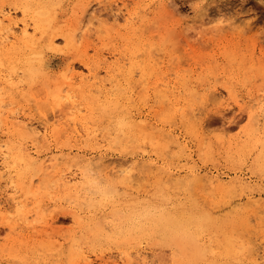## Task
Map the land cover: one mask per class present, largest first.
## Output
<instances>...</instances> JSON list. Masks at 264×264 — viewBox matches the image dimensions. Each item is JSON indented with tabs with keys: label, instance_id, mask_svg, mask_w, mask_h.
<instances>
[{
	"label": "rangeland",
	"instance_id": "374dc122",
	"mask_svg": "<svg viewBox=\"0 0 264 264\" xmlns=\"http://www.w3.org/2000/svg\"><path fill=\"white\" fill-rule=\"evenodd\" d=\"M13 2L0 0V5L18 26L39 18ZM31 2L39 12L42 6L53 9L49 15L58 30L38 33L41 66L25 71L0 65L3 76L19 78L18 88L2 96L0 108L26 114L41 132L35 137L28 128L26 139L15 126L0 128V141L23 142L35 157L38 151L42 158L64 154V161L102 158L113 172L91 170L66 192L58 171H35L32 186L19 189L22 177L1 165L6 214H0V264H87L84 254L93 264H264V205L248 202V195L264 198V0ZM89 14L94 22L84 32L80 26ZM66 32L81 36L69 43ZM50 38L57 47L51 49ZM68 67L78 78L65 91L74 89L84 104L73 113L52 98ZM81 76L88 83H106L104 93L83 91ZM120 114L133 118L132 127L118 125ZM134 157L139 166L129 183L118 170ZM190 169L199 176L219 173L225 181L239 176L248 184L221 191L172 179ZM16 197L26 203L23 208ZM24 209L30 210L28 217ZM75 215L84 218L76 221ZM185 225L202 228L197 236L166 230ZM128 227L147 228L130 236ZM137 252L148 255L149 262L134 258Z\"/></svg>",
	"mask_w": 264,
	"mask_h": 264
},
{
	"label": "bare ground",
	"instance_id": "6f19581e",
	"mask_svg": "<svg viewBox=\"0 0 264 264\" xmlns=\"http://www.w3.org/2000/svg\"><path fill=\"white\" fill-rule=\"evenodd\" d=\"M32 1H34V0H32ZM45 1V0H44ZM14 3V2H13ZM16 3V4H15ZM14 4L15 5H19L20 7H22V9H23V11H24V13H26L27 15H29V13L31 14V12H32V15H30V16H33V14L36 16H39V18L37 19V18H35L34 16L33 17H30V18H28V19H31L32 21H29V20H25L27 17H25V23L23 24V26H18L17 25V22H15L14 20H13V16H12V13H11V11L10 10H8L7 11V8H5L4 7V5L3 4H1L0 5V65H4V66H6V67H8V68H11V69H17L18 67H20V68H22L23 70H25V71H30V70H33L34 69V67L35 66H41L42 65V61H41V55H43L42 54V52L41 51H39L38 50V45H37V41H40V40H38V33H40L41 34V36H43V35H48L49 34V31H55V29L57 28V26H56V24L54 23V21L51 19L52 17H53V15L52 16H50L51 15V12H52V4L50 5L51 6V8L49 9V8H47V9H49V10H51V11H48V10H46V8H45V6H42L43 8H42V10H41V12H39V9H38V6H36V8H37V10H34V9H36L35 7H34V9H33V5H32V2H31V0H16V2H15ZM38 3V2H37ZM36 3V4H37ZM44 3V2H43ZM43 3H41V5L43 4ZM51 3V2H50ZM49 3V4H50ZM35 4V3H34ZM40 4V3H39ZM46 4H47V1H46ZM41 5H40V7H41ZM48 5V4H47ZM35 6V5H34ZM49 6V7H50ZM88 6V5H87ZM18 7V6H17ZM47 7V6H46ZM89 7V6H88ZM45 9V10H44ZM80 10H82V9H80ZM86 10V8L83 10V14H85V12H87V10ZM22 11V12H23ZM50 12V13H49ZM23 13V14H24ZM54 13H55V10H54ZM91 13V12H90ZM50 14V15H49ZM56 15V14H55ZM89 16V17H88ZM87 17H86V15L84 16V24L83 25H81L80 26V28L84 31V32H87V31H89L90 29H92L91 28V25L93 24V22H94V15H92L91 16V14H89ZM80 17H82L81 15H80ZM54 18V17H53ZM87 19V20H86ZM47 21V22H46ZM79 22V21H78ZM83 22V21H82ZM220 22H222V21H220ZM72 23V22H71ZM73 25V24H72ZM75 26V25H74ZM74 26H73V28L72 29H74ZM77 26V25H76ZM75 26V27H76ZM32 28V30H30ZM20 29V32H21V34H17V31ZM75 29H77V28H75ZM56 30H58V29H56ZM60 30V29H59ZM81 30V31H82ZM53 31V32H54ZM71 31V30H70ZM69 32V31H68ZM72 33L73 32H75V31H71ZM62 33V34H64L65 35V39L70 43L71 42V40H75L74 42H77L76 40H78V38L81 36H79L77 39L75 38V36L74 35H72V33ZM56 33V32H55ZM79 33H81V32H79ZM79 33H77V34H75V35H77L78 36V34ZM57 34H59V33H57ZM61 34V33H60ZM74 34V33H73ZM53 34H51V36H52ZM55 36V35H54ZM53 36V37H54ZM45 37V36H44ZM41 38V37H40ZM46 38H47V36H46ZM49 38V37H48ZM47 38V39H48ZM54 38H56V37H54ZM54 38H50V41H51V46H52V44L54 43ZM65 40V41H66ZM56 42V41H55ZM69 43H68V45H69ZM56 43H54L53 44V46L51 47V49H53V47H54V45H55ZM72 44H74V43H72ZM71 44V45H72ZM56 46V45H55ZM39 47H40V45H39ZM44 47H45V45H44ZM57 47V46H56ZM41 48V47H40ZM43 48V47H42ZM41 48V49H42ZM47 48H50V47H47ZM41 53V55H39ZM43 53H44V50H43ZM44 57V56H43ZM47 57V56H46ZM44 61V60H43ZM49 63V62H48ZM84 63H86V62H84ZM86 65H89L88 63H86ZM124 65V64H123ZM45 67V66H44ZM37 69H39L38 67H36ZM90 68V67H89ZM48 69H50V68H48ZM47 69V70H48ZM13 70V71H14ZM67 70V69H66ZM65 70V71H66ZM90 70H92L91 68H90ZM107 70V72H109L110 71V69L109 68H107L106 69ZM43 72V70H41V73ZM112 72V71H111ZM113 72H114V70H113ZM44 73H47V72H45V70H44ZM50 74V73H49ZM61 74H63L62 72H61ZM113 74V73H112ZM91 76H92V74H90ZM94 75V77L96 78L97 76H96V74H93ZM47 76V75H46ZM53 76V75H52ZM57 76V75H56ZM48 77H49V75H48ZM82 78H81V82L83 83V84H86V86L85 87H82V86H84L83 84H82V86H81V88H84V90L83 91H90L89 93H91V91H96L95 93H97V92H99V93H104V86H105V84H104V82H103V84L104 85H98V84H96L97 83V81H96V79H95V81H93V82H87V79H85L84 80V78H83V76H81ZM77 78H78V75L76 74V72L75 71H72L71 70V68H69L68 67V70L66 71V72H64V74H63V80L61 81V83H59L58 85H56L55 87V89H53L54 91H53V95H52V98H53V96H54V98L59 102V105L62 107V104H64V103H67V105H68V107H69V111L68 112H71V113H73V112H76V110H82V105H84V104H80L79 103V101H77L76 99V95L77 94H75L73 91H74V89L72 90V88L71 89H69L68 91H65L66 90V87H71V86H74V82H75V80H77ZM17 79H19V78H17ZM17 79H15V76H11L10 75V77H5V76H3L2 74H1V71H0V97H1V99L0 100H2L3 99V97L2 96H5V95H7V94H10L11 93V91H12V89L14 88V86H17L18 85V82L16 81ZM49 79H51V78H49ZM56 79V78H55ZM61 79V78H60ZM23 80V79H22ZM54 80V79H53ZM20 81H21V79H20ZM101 81V80H100ZM99 81V82H100ZM13 87V88H12ZM21 87V86H20ZM18 88V87H17ZM16 87L14 88V89H17ZM74 88V87H73ZM76 88H77V86H76ZM22 89V88H21ZM82 90V89H81ZM20 91V90H19ZM51 92H52V90H51ZM106 92V91H105ZM76 93H77V91H76ZM78 93H79V91H78ZM84 93V92H83ZM94 93V94H95ZM93 94V93H92ZM106 94V93H105ZM104 94V95H105ZM109 94V93H108ZM84 95H86V94H84ZM11 96V95H10ZM96 96H101L100 94L98 95H96ZM107 96V95H106ZM79 97V96H78ZM105 97V96H104ZM103 97V98H104ZM11 98H13V97H11ZM93 98V97H92ZM92 98H91V100H92ZM116 98V97H115ZM114 98V99H115ZM264 98V97H263ZM109 99V98H108ZM10 100V99H9ZM97 100V99H96ZM5 101V100H4ZM57 101H53V102H55V103H57ZM100 101V100H99ZM99 101H96V103L97 102H99ZM1 102V101H0ZM115 102H117V101H115ZM54 103V104H55ZM93 103V102H92ZM92 103H91V105H92ZM111 103V102H110ZM90 104V103H89ZM109 104V103H108ZM115 104H118V103H115ZM8 105V104H7ZM56 106H58V103L57 104H55ZM65 105V104H64ZM66 105V106H67ZM90 105V106H91ZM94 105H96V104H94ZM105 105V104H104ZM113 105H114V103H113ZM122 105V104H121ZM99 106V105H98ZM112 106V105H111ZM120 106V105H119ZM2 107V106H1ZM102 107V106H101ZM4 108V107H3ZM3 108H0V128H2V129H4V128H11V127H13V126H15V127H17V129H18V131L20 132V133H22V135L25 133V136H26V134H27V130H28V128L29 129H31L32 130V132H33V134L35 135V137L39 134V132H41L40 131V127H39V125H34L33 126V123L31 122V120L30 121H28L29 119H30V117H28L26 114H24V113H21L20 111H18V110H11V111H7V110H4ZM60 108V107H59ZM63 108H65V107H63ZM62 108V109H63ZM83 108H84V106H83ZM86 108V110H87V107H85ZM96 108V106L94 107V109ZM98 108V107H97ZM121 108V107H120ZM6 109V108H5ZM102 109H104L103 107H102ZM60 111H61V109H60ZM91 110L89 109V112H90ZM66 112H67V110H66ZM92 112V111H91ZM93 112H95V111H93ZM117 112V111H116ZM61 113V112H60ZM78 113H79V111H78ZM78 113H77V116H78ZM85 113V112H84ZM121 113V112H120ZM123 113V112H122ZM121 113V114H122ZM62 114H64V113H62ZM61 114V115H62ZM81 114H83L82 112H81ZM111 114V113H110ZM110 114H108V115H110ZM120 114V116H122ZM67 115V114H66ZM101 115V114H100ZM108 115H107V117H108ZM113 115V114H112ZM115 115V114H114ZM132 115V114H131ZM253 115H254V112H253ZM60 116V115H59ZM72 116H74V115H72ZM84 116V115H83ZM103 116V115H102ZM116 116H117V114H116ZM115 116V117H116ZM129 116V115H128ZM249 116L251 117L252 116V113H251V111H250V113H249ZM12 117V119H10ZM52 117V116H51ZM64 117V116H63ZM67 117V116H66ZM70 117H71V115H70ZM69 117V118H70ZM82 117V116H81ZM91 117V116H90ZM89 117V118H90ZM113 117V116H112ZM111 116H110V118H112ZM118 117H119V115H118ZM117 117V118H118ZM130 117V116H129ZM50 118V117H49ZM49 118L48 117H46V119H48L49 120ZM86 118H88L87 116H86ZM101 118V117H100ZM77 118L76 117H71V122H72V124H73V122L75 123V126H76V128H79V127H77V123H78V121L76 120ZM252 119V118H251ZM68 120V119H67ZM78 120H79V117H78ZM86 120V119H85ZM116 120H119V119H116ZM79 121H81V120H79ZM132 121H133V118H132V120H131V118H128L127 117V114H126V116L125 115H123L122 117H120V120L118 121V125L120 126V127H130L131 125H132ZM40 122V121H39ZM66 122V121H65ZM70 122V121H69ZM71 122H70V124H71ZM82 122V121H81ZM114 122V121H113ZM63 123V122H62ZM137 123V122H136ZM41 124H43L44 126H46V121H44V120H42V123ZM69 124V123H68ZM69 124V125H70ZM117 124V123H116ZM62 125H64V124H62ZM67 125V124H66ZM66 125H64V126H66ZM64 126H62V127H60L61 129L62 128H64ZM71 126V125H70ZM137 126V125H136ZM132 127V126H131ZM46 128H47V126H46ZM69 128V127H68ZM68 128H67V131H70V130H68ZM76 128L74 127V130L73 131H76ZM88 128V127H87ZM15 129V128H14ZM84 129H85V126H84ZM89 129V131H90V128H88ZM88 129L87 130H85V131H87V134L89 133V131H88ZM92 129V128H91ZM64 130V129H63ZM80 130V129H79ZM17 131V132H18ZM64 131H66V130H64ZM66 131V132H67ZM92 131V130H91ZM13 132H14V130H13ZM71 132V131H70ZM78 132V131H77ZM68 133V132H67ZM72 134L74 133V132H71ZM93 133H95V132H93L92 131V134ZM96 133H97V131H96ZM96 133L94 134L95 136L94 137H96ZM74 134H76V133H74ZM40 135V134H39ZM70 135V134H69ZM25 136H23V138L25 137ZM93 136V135H92ZM39 137V136H38ZM28 137L26 136V139H27ZM33 139H35V138H33ZM24 140H25V138H24ZM30 140H32V139H30ZM35 142H37V140H34ZM19 142L20 141H18V144H17V142H16V144H8L7 142H5V143H1V141H0V147H1V149H0V160H2V162H0V166L2 165L4 168H6V169H8V168H12V170H14V171H16V173H18L19 174V176H21L22 178H21V181H22V185L21 184H19V185H17L16 186V188H19V189H23L22 187H24L25 185L27 186V187H31L32 186V184H33V182H34V179H32L30 176H31V174H33L35 171V174L37 173V171L39 170V172H41V171H43L45 168H47V169H52V171L53 170H55V171H58V172H60V180H62L61 182H60V184H62V186H64L65 187V189H66V192H72L78 185H79V180L77 181V178H78V176H87L88 174H89V172L92 170V171H94L95 169V171H97V172H99V173H101L100 171H98L97 169H100V168H102V169H104V170H107L108 168H109V163L107 164L105 161H102V158H100V159H98V160H96V159H92V158H90V159H86V158H80V159H69L68 161H64L65 160V158H66V155H64V154H59V155H49V156H44L43 158H42V154L40 153V152H38L37 151V153H38V155H37V157H35L34 155H33V153H32V151H30L27 147H25L24 145H23V142H22V145H19ZM154 162V161H153ZM153 162H151L150 164H152V165H154V163ZM141 163V162H140ZM61 164H66L64 167L63 166H61ZM139 164V162L137 161V158L136 157H134L129 163H127L126 165H124L123 167H121L120 168V170H118L119 171V175L121 176V177H123L125 180H128L129 181V183H132V182H130V181H134V177H135V175H136V173H135V171H136V169L138 168V165ZM145 164V163H144ZM148 164V163H147ZM147 164H145V166H148L149 167V165H147ZM138 165V166H137ZM137 166V167H136ZM151 166V165H150ZM149 168H151V167H149ZM9 169V170H10ZM88 171V173L86 174V172ZM113 172V170L112 169H108L107 170V172ZM117 171V172H118ZM111 172V173H112ZM116 172V171H115ZM114 172V173H115ZM95 173V172H94ZM189 173L191 174V176H190V174H187V175H184V176H175V177H173L172 179H175L176 180V182L177 183H179V184H182V185H187V187H188V185H189V187H191L192 186V184H193V182L194 181H196V182H198V183H200V184H202L203 185V183L204 184H206V185H208L207 187H209V188H212V189H216V190H223V191H225L226 189H228V190H230L229 188L230 187H232L231 189H233V186L235 185V184H238V185H245V184H248V181H246V180H244V178H242V177H237V179H231L230 181H225L223 178H222V176H221V174H219V173H217V174H208V173H206V174H204V175H201V176H199V175H197L196 173H195V171L192 169H190L189 170ZM34 174V175H35ZM50 174H52V173H49V176H50ZM92 174H93V172H92ZM48 175V174H47ZM99 176V175H98ZM34 177V176H33ZM224 177V176H223ZM104 178V177H103ZM103 178H101V179H103ZM58 179V178H57ZM82 179V178H81ZM168 179V178H167ZM29 180H30V182H29ZM44 180H45V177H44ZM96 180V179H95ZM105 180V179H104ZM29 182V183H26V182ZM56 181V180H55ZM58 181V180H57ZM94 181V180H93ZM101 181H103V180H101ZM160 181H161V178H160ZM169 181V180H168ZM48 182V180L46 181V183ZM95 182V181H94ZM97 182V181H96ZM45 183V184H46ZM104 183H105V181H104ZM170 183H171V179H170ZM28 184V185H27ZM172 185V184H171ZM178 185V184H177ZM100 186V185H99ZM186 187V188H187ZM237 187V186H236ZM205 188V187H204ZM180 189V188H179ZM206 189V188H205ZM208 190V189H207ZM211 190V189H210ZM16 191H17V189H16ZM35 191V190H34ZM191 191H192V189H191ZM227 191V190H226ZM208 192V191H207ZM15 193V192H14ZM221 193V192H220ZM213 195V194H212ZM203 196H205V195H203ZM206 197V196H205ZM208 197V196H207ZM248 198H249V200L250 201H248V202H251V204H253V203H259V202H261L263 205H264V198L263 199H252V196L251 195H248ZM208 198H206V200H207ZM14 200H17V202H18V205L20 206V207H22V205H26V203L24 202V200L23 199H20V198H18V197H16V199H14ZM208 200H210V199H208ZM17 205V206H18ZM150 204H147V206H149ZM4 205L2 204V201H1V199H0V214H2V215H5L6 213H5V211H4ZM23 208V207H22ZM157 208V207H156ZM148 210L149 211H152V208H148ZM24 215L26 216V217H28V215L31 213L30 212V210H27V209H24ZM75 212V211H74ZM77 212V211H76ZM70 213H71V210H70ZM209 213V212H208ZM20 214V213H19ZM21 214L23 215V213L21 212ZM75 214V213H74ZM204 214H206V213H204ZM22 215H21V217H22ZM80 215V214H79ZM208 216H210L211 215V213L210 214H207ZM198 216V215H197ZM208 216H205V215H201V217H199V219H201V220H206L207 221V219L206 218H208ZM213 216V215H212ZM211 216V217H212ZM74 217V216H73ZM192 217H193V213H191L190 215H188L187 217H186V221L188 222H190V219H192ZM75 218H76V221H79V220H82L84 217H81V216H78V215H75ZM204 222V221H203ZM192 223V222H191ZM191 225V224H190ZM188 226V225H187ZM129 229H128V233H129V235L130 236H134V235H138V236H140L141 234H143L144 233V231L146 230V228L147 227H128ZM200 228H202V227H191V226H189V227H186V225H185V227H166V230H168V232H177V231H180V233H178L179 235H181V236H197V229H200ZM199 232V231H198ZM199 236V235H198ZM82 246V245H81ZM79 247V245L77 246V247H75V248H78ZM80 248V247H79ZM83 248V247H82ZM76 250V249H75ZM80 250H81V248H80ZM83 250H84V248H83ZM78 251V250H77ZM76 251V252H77ZM82 251V250H81ZM75 253V252H74ZM78 254H80V252L78 253ZM77 255V254H76ZM129 255L131 256H129L128 258H133V255H134V258H137V259H139V260H142V262H144V263H147V261H148V255H146V254H144V253H141V252H137V253H135V254H131V253H129ZM91 257V256H90ZM177 257V256H176ZM83 259L82 260H84L85 259V261H86V263L87 264H93V262H91V260L89 259V255H83V257H82ZM80 259H81V257H80ZM82 260H80V261H82ZM93 261V260H92ZM165 261H166V259H165ZM70 262H72V261H70ZM149 262V261H148ZM73 263V262H72ZM80 263V262H79ZM83 263V262H82ZM81 263V264H82ZM85 263V262H84ZM95 263V262H94ZM77 264V263H76Z\"/></svg>",
	"mask_w": 264,
	"mask_h": 264
}]
</instances>
